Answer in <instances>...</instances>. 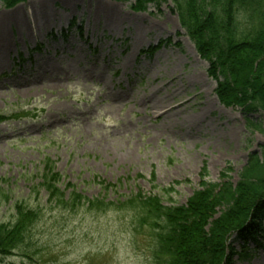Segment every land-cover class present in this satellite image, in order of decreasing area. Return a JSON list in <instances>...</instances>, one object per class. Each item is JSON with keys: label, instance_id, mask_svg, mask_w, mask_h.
<instances>
[{"label": "rangeland", "instance_id": "1", "mask_svg": "<svg viewBox=\"0 0 264 264\" xmlns=\"http://www.w3.org/2000/svg\"><path fill=\"white\" fill-rule=\"evenodd\" d=\"M130 5L0 2V115L35 117L0 124V223L13 221L18 203L41 210L33 260L17 250L0 264H154L152 239L134 233L130 211L49 205L40 188L47 158L62 189L88 199L116 203L141 191L185 206L205 172L208 182L228 173L237 184L249 156H263L264 113L220 103L172 2L147 13ZM255 232L250 258L232 264H264V223ZM231 242L240 251L236 235Z\"/></svg>", "mask_w": 264, "mask_h": 264}, {"label": "trees", "instance_id": "2", "mask_svg": "<svg viewBox=\"0 0 264 264\" xmlns=\"http://www.w3.org/2000/svg\"><path fill=\"white\" fill-rule=\"evenodd\" d=\"M28 1L0 0L6 9ZM113 1L130 2L135 13L171 1L181 28L209 64L208 74L217 82L220 103L248 114L264 113V0ZM28 116L26 112L0 115V124ZM206 176L205 172L201 188L185 206H165L159 196L141 191L124 201L107 203L82 196L70 184L62 189L63 177L47 158L40 188L46 192L48 204L64 212L77 213L83 208L97 213L130 211L134 233L147 231L152 239L154 264H232L234 257L249 259L248 244L256 239L255 227L260 228L264 221V148L262 157L257 153L249 156L237 184L231 183L228 173L220 183L208 182ZM164 192L170 195L174 191ZM15 212L11 223H0V257L22 250L25 258L33 260L29 253L34 247L32 230L41 219V210L18 203ZM235 235L243 242L238 252L231 242Z\"/></svg>", "mask_w": 264, "mask_h": 264}]
</instances>
